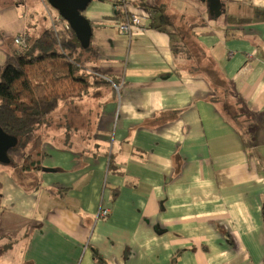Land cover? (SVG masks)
<instances>
[{
	"label": "crops",
	"instance_id": "crops-1",
	"mask_svg": "<svg viewBox=\"0 0 264 264\" xmlns=\"http://www.w3.org/2000/svg\"><path fill=\"white\" fill-rule=\"evenodd\" d=\"M22 1L0 0V69L17 36L65 26ZM124 1L145 29L123 33L112 2L84 11L87 71L112 82L51 113L45 169L0 168V264H264V0H221L217 19Z\"/></svg>",
	"mask_w": 264,
	"mask_h": 264
},
{
	"label": "trees",
	"instance_id": "trees-1",
	"mask_svg": "<svg viewBox=\"0 0 264 264\" xmlns=\"http://www.w3.org/2000/svg\"><path fill=\"white\" fill-rule=\"evenodd\" d=\"M98 1L119 4L116 0ZM43 35L18 46L0 69V126L18 138L8 152L11 163H0V168L45 169L44 128L50 125L51 113L61 103L82 99L92 87L112 82L87 71L94 47L84 45L72 27L48 29ZM94 258L101 264L96 251Z\"/></svg>",
	"mask_w": 264,
	"mask_h": 264
},
{
	"label": "water",
	"instance_id": "water-1",
	"mask_svg": "<svg viewBox=\"0 0 264 264\" xmlns=\"http://www.w3.org/2000/svg\"><path fill=\"white\" fill-rule=\"evenodd\" d=\"M93 0H48L50 6L57 10L62 19L78 34V37L88 46L93 36V27L90 21L84 16V11ZM209 8L211 19H217L224 12V4L221 0H200ZM18 143V138L7 133L0 126V163L9 165L11 159L8 152Z\"/></svg>",
	"mask_w": 264,
	"mask_h": 264
},
{
	"label": "built area",
	"instance_id": "built-area-1",
	"mask_svg": "<svg viewBox=\"0 0 264 264\" xmlns=\"http://www.w3.org/2000/svg\"><path fill=\"white\" fill-rule=\"evenodd\" d=\"M116 1H119V4H114L115 8L118 9L120 7L124 11V16L123 15L122 16L125 20L120 23V27H119L123 33L127 35H132L133 32L136 30L145 29V26L142 25L141 18L138 15L132 14L128 16L127 14L128 5L124 0H116ZM55 19L60 21L62 20L60 15L54 17V21ZM64 27L66 29H69L70 25L67 22H65ZM15 42L20 47L26 46L27 44V41L22 35L17 36L15 38ZM120 87H121L120 84H114V88L117 92L120 91ZM109 214H110V209L102 208L99 210L98 217H107L109 216Z\"/></svg>",
	"mask_w": 264,
	"mask_h": 264
},
{
	"label": "rangeland",
	"instance_id": "rangeland-1",
	"mask_svg": "<svg viewBox=\"0 0 264 264\" xmlns=\"http://www.w3.org/2000/svg\"><path fill=\"white\" fill-rule=\"evenodd\" d=\"M22 2H24V5H23L24 10L29 11V12H34L36 14V18L40 19V25L42 26L43 30H46L49 25L47 23L48 14H47V10H45V8H44V5H45L44 3H46V5H47L46 8L48 10L52 9L53 12H57V10L50 6V4L48 3V0H42V2H44V3H42L41 0H24ZM83 71H86V70H83ZM90 97L91 98H89L88 103L90 104L91 107H93V105L96 103L97 99L94 96V93L91 94ZM86 107L87 106H85V104L81 103V104H77V107L75 106L73 108V112L77 115L79 121H83L84 124H86V122L84 121V120H87L86 118H88V119L93 118L92 116L91 117H85L84 116L86 113V109H87ZM63 109H65V108H63ZM81 111H82V113H81ZM58 113H60L62 115L63 113H66V112L64 110H58ZM71 133L73 136L75 135L73 133V131ZM9 167L14 169V166L10 165Z\"/></svg>",
	"mask_w": 264,
	"mask_h": 264
}]
</instances>
